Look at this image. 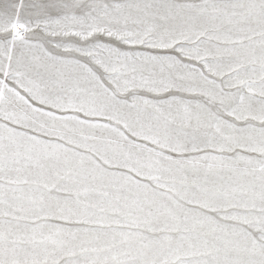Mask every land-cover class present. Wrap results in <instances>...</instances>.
<instances>
[{
  "label": "snow or ice",
  "instance_id": "snow-or-ice-1",
  "mask_svg": "<svg viewBox=\"0 0 264 264\" xmlns=\"http://www.w3.org/2000/svg\"><path fill=\"white\" fill-rule=\"evenodd\" d=\"M0 264H264V0H0Z\"/></svg>",
  "mask_w": 264,
  "mask_h": 264
}]
</instances>
